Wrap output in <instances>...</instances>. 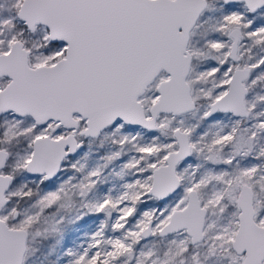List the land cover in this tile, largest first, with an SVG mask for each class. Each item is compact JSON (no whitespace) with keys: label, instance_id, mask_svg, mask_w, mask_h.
I'll return each instance as SVG.
<instances>
[{"label":"snow or ice","instance_id":"1","mask_svg":"<svg viewBox=\"0 0 264 264\" xmlns=\"http://www.w3.org/2000/svg\"><path fill=\"white\" fill-rule=\"evenodd\" d=\"M0 264H264V0H0Z\"/></svg>","mask_w":264,"mask_h":264}]
</instances>
